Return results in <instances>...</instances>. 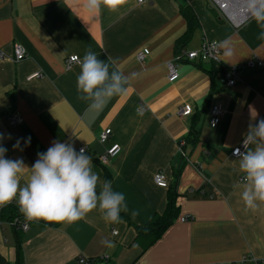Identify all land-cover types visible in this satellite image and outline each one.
<instances>
[{
	"label": "crops",
	"instance_id": "obj_1",
	"mask_svg": "<svg viewBox=\"0 0 264 264\" xmlns=\"http://www.w3.org/2000/svg\"><path fill=\"white\" fill-rule=\"evenodd\" d=\"M84 4L0 0V135L6 157L23 159L29 167L53 141L72 143L77 151L85 147L93 171L101 182L110 175L129 212H121L118 224L105 222L98 209L57 227L31 224L22 236L24 264H84L80 257L93 264H264V205L255 212L245 209L243 173L230 154L249 125L264 119L262 29L250 16L232 24L208 0H126L116 12L102 8L98 14ZM183 5L194 10L199 25L182 51L216 40L221 63L176 61L179 76L170 81L167 64L187 29ZM15 44L27 51L20 61L14 59ZM89 48L131 76L127 93L105 97L99 108L77 91L79 63L66 67L69 56L81 60ZM145 48L149 53L140 61L137 54ZM236 64L245 67L228 86L224 66ZM186 104L192 113L179 116ZM215 104L223 106V113L212 126ZM12 114L20 118L16 125ZM195 115L200 142L187 145L182 154L180 142ZM106 128L112 135L102 143L99 136ZM112 143H119L121 152L100 164L99 156ZM158 170L176 191L179 213L160 238L144 247L135 241L137 226L164 213L168 203V187L154 181ZM28 178L26 170L22 185ZM133 211L138 212L134 218ZM184 216L192 219L182 221ZM15 260L14 229L0 220V264Z\"/></svg>",
	"mask_w": 264,
	"mask_h": 264
},
{
	"label": "clouds",
	"instance_id": "obj_2",
	"mask_svg": "<svg viewBox=\"0 0 264 264\" xmlns=\"http://www.w3.org/2000/svg\"><path fill=\"white\" fill-rule=\"evenodd\" d=\"M125 3L126 0H85L84 7L98 14L102 8L116 12ZM248 10L262 29L259 39L264 40V0H249ZM79 67L77 91L82 93L81 99L92 102V107L99 108L105 97L127 93L131 76L120 71L111 58L100 59L89 48ZM2 140L0 135V207L15 200L27 220L56 223H73L98 209L105 222L118 224L122 222L121 212H129L124 193L115 191L110 180L101 182L93 171L86 148L77 151L72 143L56 140L46 152L38 153L29 167L23 159L7 158ZM25 143L30 144V137ZM13 147L19 148V141ZM243 147L244 151L237 148L233 152L243 173L241 199L246 210L255 212L264 205V119L249 125ZM26 170L29 178L22 185ZM136 215L138 212L133 211V218Z\"/></svg>",
	"mask_w": 264,
	"mask_h": 264
},
{
	"label": "built area",
	"instance_id": "obj_3",
	"mask_svg": "<svg viewBox=\"0 0 264 264\" xmlns=\"http://www.w3.org/2000/svg\"><path fill=\"white\" fill-rule=\"evenodd\" d=\"M145 0H138L139 3H143ZM244 1V0H242ZM208 2L210 3V6H214L216 8L219 9L220 13L222 14V16L228 20L229 22H231L232 24H240L243 20H245L249 15V10L246 12H242V7L238 6L236 13H234V9L235 6H237L241 0H208ZM249 0L245 1V3L248 5ZM232 3L235 4L234 7H232ZM231 8L233 9V14L231 13ZM149 53L148 49H143L142 51H139L137 54V57L140 61H143L144 58L146 57V55ZM220 53H221V47H220V42L216 41V40H204L202 46L200 47V49L198 50H191L188 52H184L181 51L179 54H176L174 57V60L168 62L167 64V69H168V78L170 81H174L178 78V71L176 68V61H181V60H189V61H193V60H199L201 62H212L214 64H220L221 63V59H220ZM1 55V54H0ZM27 56V51L25 49V47L21 44H15L14 46V59L16 61H20L22 59H24ZM80 62V57L76 54L69 56L66 59V67L69 68L74 64H77ZM253 64V63H250ZM258 65H262V62H258ZM245 67V64H236V65H228V66H224V77L226 80V83L228 86H232L235 84L236 80L238 79V74L239 72ZM34 76H38V74H35L31 77ZM211 115H212V119H211V124L212 126H216L219 124L220 122V118L222 116L223 113V106L221 104H215L212 106L211 108ZM179 116H186L192 113V107L189 104H186L182 107H180L177 111ZM10 121L12 124L16 125L20 122V118L17 114H12ZM112 135V129L111 128H106L104 129L99 136V140L102 143L107 142L110 137ZM244 139V138H243ZM243 139L241 140V142L234 147L231 150V156L233 155V152L235 151V149L239 148L241 151H244V147H243ZM184 144V141L180 142V150L183 153L182 150V145ZM251 147V146H250ZM82 148V147H80ZM79 148V149H80ZM85 148V147H83ZM122 147L120 146L119 143H112L111 145H109L105 152L102 153L99 158L98 161L100 164L102 165H106L108 164L114 157H116L120 152H121ZM235 157V156H234ZM154 181L156 182V184L158 186L161 187H168L169 186V181L167 179V176L165 174V172L163 170H158L155 175H154ZM192 219L191 216H184L182 218V221H188ZM18 223L23 230H27L29 228L28 224L26 222H22L20 221L18 218H15L13 222H11V224H16ZM113 233H116V231L114 230ZM108 256H100L99 259L101 260H105L107 259ZM245 260V259H244ZM242 260V261H244ZM80 261L84 264H93V260L88 259V258H84V257H80ZM218 264V263H216Z\"/></svg>",
	"mask_w": 264,
	"mask_h": 264
},
{
	"label": "trees",
	"instance_id": "obj_4",
	"mask_svg": "<svg viewBox=\"0 0 264 264\" xmlns=\"http://www.w3.org/2000/svg\"><path fill=\"white\" fill-rule=\"evenodd\" d=\"M181 12L186 19L187 29L185 33L179 37L176 41V54H179L183 47L188 43L192 37L193 31L198 27L199 22L194 10L189 5L181 6ZM214 64L212 62H209ZM215 65V64H214ZM199 123V115H195L192 119L190 131L185 137L184 144L182 145L183 151L187 145L194 146L200 142V131L197 128ZM209 158V157H208ZM105 180H110V175L106 173ZM168 203L164 213H156L152 216L150 221L144 226H137V234L135 241L142 244L144 247H147L153 244L160 236L164 233L167 227L173 222V220L178 216L179 208L175 203L176 191L173 186H168ZM15 218H18L22 222H26L30 227L31 224L38 225H47L57 227L61 223L56 222H46V221H29L27 220L19 211V207L16 203L11 202L6 206L1 207L0 211V220L2 223H9L14 221ZM14 229L16 236V260L14 264H24V251L22 246V236L24 231L22 227L16 223L11 224Z\"/></svg>",
	"mask_w": 264,
	"mask_h": 264
},
{
	"label": "bare ground",
	"instance_id": "obj_5",
	"mask_svg": "<svg viewBox=\"0 0 264 264\" xmlns=\"http://www.w3.org/2000/svg\"><path fill=\"white\" fill-rule=\"evenodd\" d=\"M224 1H227V0H224ZM245 1H247V0H244V1L241 0V2L237 6H235L234 3L231 4L232 7L235 6V8H233L234 9V13H236L238 6L242 7V10H241L242 12L248 11V5L245 3ZM233 9L231 8V11H232L231 13L232 14H233Z\"/></svg>",
	"mask_w": 264,
	"mask_h": 264
}]
</instances>
